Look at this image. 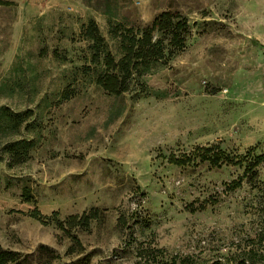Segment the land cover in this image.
<instances>
[{"label":"rangeland","instance_id":"obj_1","mask_svg":"<svg viewBox=\"0 0 264 264\" xmlns=\"http://www.w3.org/2000/svg\"><path fill=\"white\" fill-rule=\"evenodd\" d=\"M164 10L191 33L146 90L109 94L82 69L83 23L95 19L116 52L110 23L144 27ZM66 88L75 95L64 100ZM3 107L33 112L14 135L28 144L24 162L0 139V244L23 264L264 255V0H0ZM213 144L219 165L195 156ZM93 207L103 216L87 230L53 221Z\"/></svg>","mask_w":264,"mask_h":264},{"label":"trees","instance_id":"obj_2","mask_svg":"<svg viewBox=\"0 0 264 264\" xmlns=\"http://www.w3.org/2000/svg\"><path fill=\"white\" fill-rule=\"evenodd\" d=\"M190 33L191 26L188 19L178 11L164 10L150 25L144 27L118 21L110 23L109 27V38L117 45V51L113 52L108 40L102 35L98 23L90 18L82 24L79 32L80 40L88 43L87 53L82 57V60L88 63L82 66V69L86 72L95 71L97 85L109 94L119 96L131 90H146L145 76L152 71L156 63L166 62L183 50ZM57 56L66 59L61 55ZM60 95L61 99L67 100L75 95V91L66 88ZM32 115L33 112L30 110L15 112L7 107L0 110V139L2 136L8 137L1 146L14 163L24 162L29 156L26 141L14 139V135ZM195 152L197 153L195 156L210 161L212 165H219L223 153L218 144L199 147L195 149ZM227 158L225 157L226 160L233 159ZM190 159L191 155L188 154L179 158L171 155V160L180 164L188 163ZM256 160V162L264 161V155H260ZM254 175V171L248 174L250 178ZM33 216L48 222L39 212L34 213ZM53 216L57 226L69 232V229L76 228L87 230L93 221L102 218L103 215L98 207H93L89 211L70 214L64 219H60L57 212ZM69 234L77 244H80L74 232ZM41 250L54 254L47 247H42ZM262 256L264 255L249 249L227 256H217L204 262H198L186 256L177 264H256L261 258L264 259ZM175 258L176 256L172 261ZM23 262L24 259L18 251L3 248L0 244V264H23Z\"/></svg>","mask_w":264,"mask_h":264}]
</instances>
